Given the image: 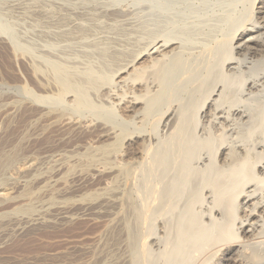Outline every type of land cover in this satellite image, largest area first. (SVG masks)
<instances>
[{
  "label": "rangeland",
  "instance_id": "obj_1",
  "mask_svg": "<svg viewBox=\"0 0 264 264\" xmlns=\"http://www.w3.org/2000/svg\"><path fill=\"white\" fill-rule=\"evenodd\" d=\"M132 1L137 0H126L122 4H128L131 10L136 12H146L140 10H143L142 7L146 8L145 5L149 6L148 2L139 0L133 6L129 4ZM87 2L37 0L35 6L44 7L41 9H45L43 11L49 19H61L65 17L66 11H80L83 7H92V4ZM152 2L167 3V12L170 13L172 21H175L174 25L187 24L184 25L185 29L192 27L190 29L191 32L193 29V35L183 43L177 41L179 49L167 55L165 63L160 62L162 65L157 67L158 71L156 68L151 69L154 73L144 74L141 80L134 79L125 84H116L112 76V79L103 85L113 91L112 99H106L107 94L102 95L104 90H100L96 95L95 91H89L87 107L86 105L74 107L68 101L56 97L46 104H37L36 96L43 94L42 88H49L52 93L57 92L56 72L51 65L38 58L39 54H42V51H47V54L49 52L51 55L48 54L47 57L48 59L51 57L49 61H52V65L56 63L55 67L60 66L66 70L69 68L67 71L69 75L82 79L81 77L88 71L93 70L101 74L113 71L112 75L115 74L114 69L123 65L124 59L128 61L131 57L126 54L139 51L145 43L89 37L87 40L49 39L48 44H51L48 45L45 36H48L49 32H54L53 30L42 26L40 20H38L40 22L27 18L19 20L15 14L6 10L8 8L2 7L4 10L1 8L0 21L12 28L18 44L30 49L32 51L30 54H35L31 55L35 60L33 64L36 67L40 66L38 73L26 71L20 65L10 63L5 52L0 50V114L7 107L15 110L13 123L6 119L0 124V138L6 137L5 140L13 142L18 138L15 145L19 155L34 153V156L44 162L43 157L51 153L46 150L50 141L43 137L28 143L32 129L28 128L26 122L27 118L42 106L45 110L60 112L71 118L90 119L105 124L117 135V140L109 149H119L123 154L128 142L133 144L135 142L133 146L139 148V152L130 157L125 156L115 164L120 173L118 183L113 189L119 191L121 207L120 221L116 228L104 232L103 225L86 219L57 224L42 222L26 226L13 233L2 245L0 264H68L73 260V256L64 255L56 258L51 255L84 244L101 233L104 237L101 246L105 250L114 243L119 250L111 256L110 253L107 257L101 255L102 258L99 256L91 264H108L112 256L121 257L123 259L121 264H234L239 258L248 264L254 261L264 264L262 223L264 220L260 223L263 224V230L261 229L262 234L256 238L257 241L253 239L252 243L233 249L227 255V259L230 258L222 260L225 257V249L232 243L226 235V237L222 235L229 226L230 205L227 200L231 195L227 192L230 187H233L230 190L232 193L240 189L254 190L258 192L256 196H261L260 194L264 192V53L249 56L245 51L237 50L234 58L239 60L240 66L233 71L234 75L230 73L231 71H224V76L219 74L223 57L228 51L225 44L230 42L235 34L237 36L241 28H249L252 18L257 17L261 22L264 14L257 15L256 9L252 11V0ZM74 5L79 8L76 9ZM57 7L58 9L60 7L59 11ZM239 42L240 36L233 41V45L236 46ZM114 54L122 56L124 54V59L118 60L123 62L115 63L111 57ZM172 57L175 58L174 62ZM147 78L151 82L146 81ZM242 80L246 82L242 84ZM259 80L261 82H258ZM252 81H257L256 90L247 87L251 86ZM143 83V86L147 83L149 87L146 94L144 87H140ZM149 83L153 85L152 88ZM134 95L143 96L136 112H124L125 102L131 100ZM8 97L11 105L4 106L1 102ZM205 98H209V101L204 102ZM91 104L95 107L91 108ZM206 107L211 108L209 109L211 112L217 108L215 113L218 112L223 117L230 116L232 108H238L244 112V117L241 119L230 117L226 121L222 118L213 123L208 116L205 118L201 116L202 110ZM171 118L173 119L170 120ZM172 123L176 125L175 127L178 125V129L173 127ZM40 124L41 122H38L36 125ZM2 143L0 142V145ZM107 153L102 151L87 155L84 157L85 164L89 165L95 161L113 164ZM46 166L47 164L42 169ZM80 168L81 164L74 166L68 173ZM12 172L13 166L3 167L0 171V184L14 177ZM254 174L256 180L253 179ZM243 178H252L253 181L250 182L251 179L250 184L246 181L242 188L240 180ZM216 181L220 183L216 184ZM218 187L224 190L220 189L222 193L219 198ZM102 192L88 191L75 200L78 203L96 202ZM17 196L18 194L14 199L0 203V225L35 213V206L26 205ZM31 197L33 200L40 199L42 192L33 190ZM245 202L240 196L239 210L236 208L237 216L240 218L245 214L243 210L240 211V205L243 206ZM237 223L236 221V226ZM200 232L204 237L211 238L200 240L195 237ZM248 236L246 235L244 239L246 240ZM248 239L250 241L251 237ZM100 250L97 253H100ZM72 255L76 254L73 252Z\"/></svg>",
  "mask_w": 264,
  "mask_h": 264
},
{
  "label": "bare ground",
  "instance_id": "obj_2",
  "mask_svg": "<svg viewBox=\"0 0 264 264\" xmlns=\"http://www.w3.org/2000/svg\"><path fill=\"white\" fill-rule=\"evenodd\" d=\"M36 1L37 0H0V10L2 11L3 8H8L6 10H8V12L11 11L16 15V17H18V19L22 18L24 20L25 18H27L29 20H40L42 26H45L46 29L54 31L49 32L50 34L48 36H45V38L48 39L46 40L47 44L49 39L76 38L79 40H87V38L89 37H99L100 39L106 38L108 40L110 39L118 42L135 40L145 43L144 47H142L139 51L132 52L131 54L129 52V54H126V56L128 55V57L131 56L128 61H125V59L123 58V56L125 57L124 54L123 56L120 54H114L113 56H111L112 60L115 63H117L119 59H124V62L122 60L120 61L124 64L114 69L116 70L115 74L112 75L113 71L109 72L111 74L110 75L109 73L101 74L99 72L97 73L94 70H91L92 72L88 71L89 73L87 72L83 77H81L82 79H76L69 75L67 72L69 68L68 70H66L65 68H61L60 66L55 67L54 65H56V63L52 65V61H49L51 57L49 59L47 57L51 54H49L48 52V55L47 51H40L42 54H39L38 58H41L44 62L47 63V65H51V67L55 70L54 72H56L57 92L52 93L49 88H42L41 93L43 94L36 96V102L38 105L46 104L54 97H56L60 100L68 101V103L74 107L82 105H86L87 107V104L89 103L88 92L95 91L96 95L100 90H104L102 95L107 94L106 99H112L114 95L112 93L113 91L111 92L108 87H106V89L105 86H103L106 82L112 79V76H114L116 84H125L127 81H133L134 79L141 80L144 74L148 72H150L149 74H151V72H153L151 69L156 68L155 70H157V67L161 63H165V59L168 58L167 55L172 54L174 50L176 51V49H179V44V47H177L178 42L183 43V41H188V39L193 35V29L192 32L190 29L192 27H189L190 31L189 29H185L186 27L184 25L187 24L180 23L181 25H174L175 21H172L170 13L167 12V3L155 4L154 2H152L153 0H143L145 2H148L149 6L145 5L146 8L142 7L143 10L140 11L146 12L139 13V11L136 12L135 10H131L128 4H122L126 0H86V2L89 1L90 4H92V7H83V10L80 7V11H66V14H64V18H54V20L51 17V19H49V16L47 17L46 13L43 11L45 9H41L44 7L39 8L38 6H35ZM138 1L139 0L132 1V3L129 2V4H132L134 6L138 3ZM252 1V11H255L256 9L257 15L264 14V0ZM257 2L259 5L258 7ZM76 5L74 6L76 7ZM62 6L63 5H61V7ZM77 7L79 8V6ZM66 9H68V7ZM64 15L62 14V16ZM251 20L252 21L249 28L244 27L241 28L240 31L237 28L238 30H236V32L239 31L240 33L237 36L235 34L233 38L230 39V42L225 44L228 51L223 57L224 61L222 62V67L219 70L220 76L225 75L224 71H231L230 73L234 75L233 71L236 70L238 66H240L239 60L234 58V54H236L237 50L245 51V53L249 56L251 54L264 53V16L261 18V22L258 21L257 17H254ZM2 22L0 21V50L5 52V56H7L10 63L16 66L20 65L26 71L38 73V67L40 65L36 67V65L33 64L34 58H32L31 55H33L34 53L30 54L32 52L30 51V49L24 46L21 47V45L18 44L14 33L12 32V28L6 25V23L4 24ZM239 36L240 42L236 46H234L233 41L236 40V38ZM173 57H175V54ZM174 61L175 58L172 60V62ZM120 62L118 61V63ZM40 73H43V71H40ZM148 78L146 79V81H150ZM154 79H152L153 81L151 84H153ZM244 82L246 81L242 80V84ZM256 82L257 81H252L251 86L249 87V85H247V87L249 89L256 90ZM258 82H261V80H259ZM146 84L145 86H143L144 83L140 85V87H144L145 94L148 93L149 90V87H147ZM151 84L149 83V85ZM152 86L153 85H151L150 88H152ZM49 93H51V95H49ZM142 97L143 96L134 95L133 97H131V100L126 101L124 112L135 113L137 110V106L141 103L140 98ZM208 99L209 98H205L204 102L209 101ZM9 100L10 97L2 100L1 103L4 104V106H10L11 104L9 103ZM214 102L216 103V101ZM91 106L93 107L94 105L91 104L90 107ZM100 106L98 107L100 108ZM40 107L41 108L36 109V111H34V114L32 113L33 115L29 116L26 120L28 128L32 129L27 142L29 143L43 137L50 141L49 145L47 146L48 149L46 150L51 153L48 154V156L43 157L44 162H42L43 160L40 161L38 157L34 156V153H25L19 155V153L17 152V147L15 145V143L19 140L18 138H16L17 140L14 139V142L13 140L11 141L9 139L5 140L6 137L0 138V142H3L0 145V171L3 169V167L13 166L14 172H12V174L15 175L14 177H11L8 182L0 184V203L10 201L11 199L15 198L14 196L16 194H18L17 198L20 201L25 202L26 205H32L33 207L35 206L36 208L35 213L30 215L29 217L9 220L0 225V248L13 233L24 229L26 226H34L42 222L57 224L69 222L75 219H86L94 223H100L101 225H103L104 232H107L108 230L116 228L120 221L119 211L121 207L119 202V191L116 188L113 189V187L118 183V176L120 172L116 168L115 164L123 160V157H130L139 152V148L134 147L135 142L133 144L127 141L128 145L124 148L125 153L122 154L120 153L119 149H109L117 140V135L113 129L107 127L105 124H101L90 119L79 120L77 118H71L64 115L63 113L45 110L42 106ZM209 109L211 108L206 107L205 110H202L201 116H203V118L208 116V118L211 119L213 123H215V120L222 118L226 121L230 117H236L238 119L244 117V112L238 108H232L230 111V116H226L227 118L220 116L218 112L215 113V111H217V108H215V111L212 109V112ZM14 112L15 110L7 107V109L0 114V124L6 119L10 120V123H13L12 118L14 116ZM221 115L223 114L221 113ZM172 119L173 118H171L170 120ZM176 121L173 122L175 123ZM38 122H41V124L37 126L36 124ZM172 125L173 127L176 126L173 123ZM106 141L109 142L107 144H104ZM102 151L106 153L109 151L107 153V157L113 160V164L107 165L106 162L103 163L100 161H95L89 165L85 164V156ZM45 158L47 160H45ZM45 164H47V166L45 167V169H42ZM80 164L82 168L76 169L72 173H68L72 167H77ZM256 178L257 177L254 174L253 179L256 180ZM251 179L252 178H243V180H238L241 181L242 184H240L243 188V186ZM253 179L250 182H252ZM184 181H186V179ZM250 182L248 184H250ZM217 183L218 182L216 181V184ZM234 185L235 184H233V186ZM231 188L233 187H230V190ZM220 189L222 188H217L218 198L222 193ZM33 190L41 191L42 197L40 199L33 200V198L31 197L33 194ZM230 190L229 192H227L231 195L230 197L227 196L229 197L227 201H229L230 205L228 217L229 226H227L228 230L224 231L222 235H226L232 243L228 242L229 245L224 251L225 257L222 259L223 261H226L230 258L229 257L227 259V255L233 249L242 248L244 245L250 243L251 241L253 242V239L258 238V235L262 234L261 229L263 224L261 225L260 223L264 220V192H260L261 196H256L258 192L254 190L243 191L242 189H240V191L236 190L237 194L235 192L232 193ZM88 191L103 192L101 193L102 195L100 194L101 196L98 197L96 202L78 203V201L75 200L77 197H80L81 194ZM222 191L224 190L222 189ZM240 196L246 201L244 205L250 203L248 206H246V208H243L244 205H240V211L243 210V212L245 213L241 218L237 216V211L239 210L238 199ZM139 215H141V213ZM236 221L238 222L237 226L235 224ZM195 226L198 227L197 225ZM246 228L248 229L245 230ZM197 234L198 235L195 237H198L200 240H203L205 238L209 240L211 238L210 236H208L209 238L207 236L204 237L201 232ZM246 235H249L248 237H251L250 241H248V237V240L244 239ZM102 238L104 237L101 233L91 238L84 244H79L65 251L62 250V252L59 251V253L53 254L51 256L61 258L64 255H71L73 256V260H71V262H69L68 264H91L92 262L96 261L101 255H105L107 257L109 253L110 256L112 253L116 254L119 250L117 244L114 243V245H111L109 248H107V250H105V248L101 246V242L103 241ZM255 241H257V239ZM222 243L225 244L224 241ZM98 250H100V253H97ZM73 252L76 255H72ZM110 259L111 260L108 261V264H121L123 262V259L121 257L117 258L112 256ZM239 259L237 260V262L235 261L234 264H248V262H246L245 260ZM205 260L208 259L205 258ZM257 263L260 264L259 261H254L251 264Z\"/></svg>",
  "mask_w": 264,
  "mask_h": 264
}]
</instances>
